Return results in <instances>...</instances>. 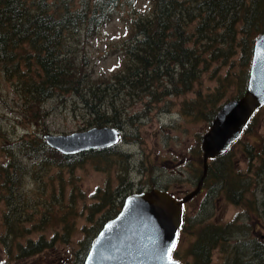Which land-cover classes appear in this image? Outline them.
Instances as JSON below:
<instances>
[{"label": "trees", "instance_id": "1", "mask_svg": "<svg viewBox=\"0 0 264 264\" xmlns=\"http://www.w3.org/2000/svg\"><path fill=\"white\" fill-rule=\"evenodd\" d=\"M146 2L149 7L136 13L132 21H127L134 36L120 50L119 61L124 69L109 77L106 83L107 76L94 81L91 62L86 55L81 57L78 54V46L82 42L88 44L111 25L124 0H0V69L9 81L19 80L16 88L27 104L35 105L28 108L36 115L37 121L40 118L38 109L43 104L70 95L80 100L92 118L93 127H119L123 110L119 111L113 105L103 111L104 103L115 90L141 99L146 94L150 102L158 104L169 97L192 92L205 73L213 68L219 71L239 54L244 67L251 64L255 39L264 32V0ZM148 9L152 14H147ZM233 77V74L225 76V83L231 86ZM240 77V95L235 99L246 92L249 74ZM221 83L222 86L206 98L198 95L197 102L186 103L185 111L193 107L199 117L204 116V120L211 124L221 107L234 100L233 97L227 99L226 85L223 81ZM204 107L209 108L204 110ZM262 109L252 118L244 136L254 134L261 124L258 115ZM254 125L256 127L251 132ZM261 139L262 136L258 142ZM238 142L243 155L248 156V169L255 176L249 178L238 171L233 145L225 155L210 162L204 185H210L212 190L218 188L227 201L236 205L244 204L247 190L254 186L263 197L260 215L264 220V137L257 148L242 140ZM47 146L44 139L26 137L8 146V157L5 162H0V210L1 203L8 207V212L3 214V221L9 227L3 238L6 245L16 229L20 230L17 219L35 222L38 214L44 223L51 213L48 207L47 212L37 213L33 197L20 191L29 167L20 161L19 154L41 171L53 168L73 171L84 167L88 161L97 163L117 152L112 148L65 156ZM47 154L54 156L55 161L45 158ZM255 159L258 166L253 164ZM202 175L203 168L199 180ZM123 178L127 180V174ZM124 179H121L122 183ZM133 191L135 186L129 184L125 189L118 187L113 193L99 195L98 201L89 207L91 217L104 212L110 205L115 206V203L118 209ZM17 192L23 197L20 203L16 199ZM29 209L32 211L28 212ZM67 214L70 215V211ZM100 223L97 225L102 229L104 224ZM71 229L69 226L67 232L70 233ZM93 229L95 231L97 227ZM243 229L245 225H239L237 220L230 224H206L192 246L190 264H211L213 251L218 248L223 249V264H264V239H246ZM91 239L86 240L89 246ZM54 242L56 239L50 245L45 240L29 242L21 249L19 259L37 255L52 247ZM86 256L80 253L77 264L84 262Z\"/></svg>", "mask_w": 264, "mask_h": 264}, {"label": "rangeland", "instance_id": "2", "mask_svg": "<svg viewBox=\"0 0 264 264\" xmlns=\"http://www.w3.org/2000/svg\"><path fill=\"white\" fill-rule=\"evenodd\" d=\"M148 7L146 0H124L115 21L88 44L82 42L78 46V54L81 57L86 55L91 62L90 72L95 75L94 81L107 76L104 79L107 83L109 77L123 71L124 67L119 61L120 50L134 36L127 21H132L136 13L143 12ZM147 14H152V11L148 9ZM240 61L241 54L219 71L213 68L205 73L192 92L169 97L158 104L150 102L146 94L141 99L127 95L124 91H113L111 98L104 103L103 111L113 105L119 111L123 110L120 125L115 126L122 132V140L117 152L111 157L107 156L105 160L97 163L88 161L84 167L73 171L68 168L41 171L40 167H34L29 159L19 154L20 161L29 167L20 191L33 197L37 213L47 212V207L51 213L44 223L38 214L35 222L17 219L20 230L16 229L6 245L3 238L9 227L3 221V214L8 212V207L1 203L0 264H77L80 253L81 256H86L89 251L90 246L86 240L94 238L101 231L97 224L101 221L102 225L114 218L122 205L118 209L117 203L115 206L110 205L104 212L95 213L93 217L89 207L98 201L99 195L113 193L118 187L125 189L133 184V192L163 189L179 199L193 192L202 172V138L208 132L210 123L204 120V116L199 117L193 107L190 111H185V104L195 100L197 102L198 95L206 98L222 86V81L226 85L227 99L237 98L240 95V76L249 74L251 69V64L244 67ZM228 74L234 75L231 86L225 83V76ZM18 84V79L9 81L0 69V162L6 161L8 146L15 145L26 137L43 140L48 133L69 135L93 128L90 114L77 97L70 95L43 104L38 109L40 118L37 121L36 115L28 108L35 105L26 103L19 88H16ZM208 108L204 107V110ZM258 118L261 124L257 129L254 125L251 131L255 129L254 134L250 133L241 139L255 148L261 146L264 137L263 109ZM260 136L262 139L258 142ZM233 153L234 160L239 163L238 171L253 178L255 175L248 169V156L243 155L239 142L235 144ZM45 158L55 161V157L50 154ZM253 164L258 166V160L255 159ZM36 171L40 173L36 174ZM126 174L127 180L123 178ZM121 179H124L123 183ZM212 188L204 185L202 193L186 205L185 225L178 245L179 258L186 264L191 263L192 246L206 224H230L237 220L239 225H245L243 231L246 239L264 235V220L260 215L263 197L259 191L254 190V186L247 190L249 192L242 205L227 201L218 188ZM16 199L19 203L23 200L19 192L16 193ZM53 200L55 201L51 202ZM31 211L32 209L28 210ZM69 211L70 215L67 214ZM69 226H72L70 233L67 232ZM94 227H97L95 231ZM91 233H94L93 236ZM54 239L56 242L52 247L37 255L19 259L21 249L29 242L45 240L50 245ZM222 250L218 248L213 251L211 264H223Z\"/></svg>", "mask_w": 264, "mask_h": 264}, {"label": "water", "instance_id": "3", "mask_svg": "<svg viewBox=\"0 0 264 264\" xmlns=\"http://www.w3.org/2000/svg\"><path fill=\"white\" fill-rule=\"evenodd\" d=\"M262 108L264 32L254 42L246 92L221 107L202 139L203 175L196 189L183 199L156 188L128 196L119 214L93 240L85 264H181L174 253L185 223V205L202 192L210 161L225 155L241 139ZM43 138L51 149L75 156L118 147L122 132L103 126L69 135L48 133Z\"/></svg>", "mask_w": 264, "mask_h": 264}, {"label": "snow or ice", "instance_id": "4", "mask_svg": "<svg viewBox=\"0 0 264 264\" xmlns=\"http://www.w3.org/2000/svg\"><path fill=\"white\" fill-rule=\"evenodd\" d=\"M175 245L173 244V247H174Z\"/></svg>", "mask_w": 264, "mask_h": 264}, {"label": "flooded vegetation", "instance_id": "5", "mask_svg": "<svg viewBox=\"0 0 264 264\" xmlns=\"http://www.w3.org/2000/svg\"><path fill=\"white\" fill-rule=\"evenodd\" d=\"M81 263H83V262L81 261Z\"/></svg>", "mask_w": 264, "mask_h": 264}]
</instances>
